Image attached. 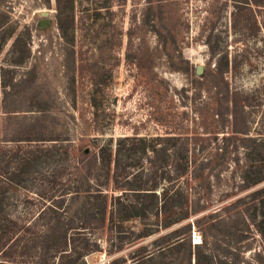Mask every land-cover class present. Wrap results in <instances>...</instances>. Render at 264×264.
<instances>
[{
	"label": "rangeland",
	"instance_id": "rangeland-1",
	"mask_svg": "<svg viewBox=\"0 0 264 264\" xmlns=\"http://www.w3.org/2000/svg\"><path fill=\"white\" fill-rule=\"evenodd\" d=\"M69 1L72 26L68 0H0L6 214L28 219L42 203L21 199L38 195L35 187L52 179L42 191L52 197L64 192L61 207L73 225L64 231L66 247L80 251L73 264H264L260 236L241 212L264 179L244 186L239 172L244 163L257 168L259 145L220 137L230 130L223 106L233 91L247 95L246 135H264V6L253 0ZM39 111L42 138L24 139L27 126L20 123ZM79 144L110 151L109 167L117 171L106 185L100 176L79 179L60 164ZM182 144L193 170L178 176L173 166ZM54 163L56 176L50 177ZM123 170L130 171L131 186L152 188L136 196L130 191L137 190L121 192ZM97 187L112 209L102 223L100 197L92 193ZM8 227L14 233L0 264L67 263L62 230L54 227L61 237L52 236L51 244L49 234L37 260L39 238L31 235L41 225ZM85 246L97 249L81 252Z\"/></svg>",
	"mask_w": 264,
	"mask_h": 264
},
{
	"label": "trees",
	"instance_id": "trees-1",
	"mask_svg": "<svg viewBox=\"0 0 264 264\" xmlns=\"http://www.w3.org/2000/svg\"><path fill=\"white\" fill-rule=\"evenodd\" d=\"M68 3H69V7L67 10V17H68L67 24L69 26H72L73 15L71 11V1L68 0ZM253 3L256 5L264 6V0H253ZM106 5L108 4H103L102 6H106ZM58 26L61 31L65 28V26L61 23H59ZM182 68L184 70L188 69L187 66L182 67ZM221 71L222 69L220 70V72ZM91 72H92L91 74L93 75L94 71H91ZM199 75H202V73ZM227 102H230L229 109H227ZM247 104H249L247 95H241L239 94L238 91H233L229 99H227V96H226V100H224L223 107L225 111L229 110L228 112L231 114V118L229 122L230 130L228 133H222L220 136L222 140H232V141L238 140L239 142H241V144L245 143L244 141L247 139H250L252 141L257 140V144L259 145L258 157L256 158V164H255L257 168L251 169L252 165H248L247 163H244L243 166H241L240 171H239L240 177L243 181L244 186L257 183L258 181H261L264 179V135L260 137H253V138L246 135V133H248L249 126L246 120V115H245L246 110L244 109V107ZM216 113L220 114V110H216ZM41 117H42L41 111L35 112V114L32 116L30 120L22 121L20 123L21 126L23 127L27 126L26 131L23 130L26 132L24 139L38 140L39 138H42V137H38L39 135H37V132H40V131L36 129V125L40 123ZM29 130H33V132L35 133L33 138L29 136L30 135ZM212 135L214 136L215 134H212ZM163 138L164 137L160 139H163ZM170 138L174 139V138H180V137H178V135H176V137L174 136L167 137V139H170ZM184 138L182 137V139ZM224 146H226V143L223 144V147ZM177 152L179 154V158H177V162L173 166L174 174L180 176V175L186 174L188 171L189 172L192 171L193 168L189 166V162L186 157V154H187L186 145L182 144L181 146H179ZM69 154L70 155L67 156V150H66V155L62 156V159L64 161L62 163L60 162V164H62L65 167L71 168V170L73 171L75 170V172L77 171L79 175L78 176L79 179L87 180L90 177L100 176L103 178V183L106 185L108 178H112L116 174V171H117L116 166L114 167L113 170L110 169L109 167V163L111 161L110 151L106 150V148L102 145H99L98 147L96 146V148H93L87 145L79 144L76 146L75 152L69 153ZM33 156L29 157V156L24 155V158L33 160ZM144 156L147 157L148 160L150 159V157L146 153ZM56 165L57 163L53 164L51 174L49 175L50 177L56 176L54 172V167ZM158 166H160V164ZM12 174H13V170L8 169L6 180H8L10 184L12 182ZM129 174H130L129 170H123L120 173V176L123 178V181L120 185H117V187L120 190H122L121 192H127L126 190H137V191H130V192H133L131 194L132 196H136V195H139V192H146V191H138V190H147L149 188H152V187H148L144 185L143 183L131 186L129 183H127L129 180V176H130ZM51 180L52 179H45L43 182L41 181L42 184H39L38 186L35 187L38 192V193L36 192V194L38 195H34V196L27 195L25 198L23 197L21 199V202H25V199L30 200V199L36 198L39 200V202L42 203L40 204L41 207L37 209L34 214H31V216L28 219L18 217V216H8L6 214L7 211L5 209V204H7L6 201H7L9 194L5 193L3 189L0 188V226L1 225L4 226L3 227L4 229L0 232V260L2 258L1 256H7L3 252L4 244L8 240V238H10L11 235L14 233V231L11 230L12 234H9L8 233L9 229H6L7 226H9L8 228L10 229H14V227L15 228L21 227V228L28 229V228L33 227L35 224H40L41 225L40 233L37 235L36 234L31 235V237L39 238L38 242H34L35 248L36 250H38L39 252L38 254H40L39 256L37 255L36 257L37 260L41 259L43 257L41 254H44L46 252L45 245L47 246V244L45 243L47 241V236L51 234L50 241L52 244L53 243L52 236L56 240L57 238L61 237V233H62V246L64 247L63 249L66 248L68 250L67 251L68 259H67L66 264H73L74 262L73 258L75 257H73L72 255L75 253L79 254L80 251H76L73 248V246L66 247L67 241L65 239L64 231L66 228H71L73 225L70 223L71 219L69 218L71 217L67 216L65 213L66 210L63 209L64 207L63 208L61 207L62 206L61 201L63 199L64 192L61 193V195L58 197H52L51 193H48V192L45 193L42 191L46 188L45 186L49 185L48 183H50ZM101 189L102 188H99V187L93 188L92 193H95V196L100 197V203L98 204L96 210L98 214L100 215V220L102 223L104 221V214L107 211V209H108V217L111 216L112 209L111 207H108L107 202H106L107 196L104 191H101ZM164 193H165V188L162 189V195ZM249 195L251 198V203H249L248 205H244L241 209V212H243V215L247 216L251 224L254 225L255 229L257 230V233L260 236L263 246H264V184L253 189L249 193ZM46 199H51V202L48 201L46 204H44ZM164 200L165 199H163L160 204L164 205ZM183 216L184 215H180L178 218H181ZM54 227L58 228V230L60 231L62 230V232L60 234L58 232L54 233ZM173 244L175 243H172V245ZM119 247L120 245L117 246V248ZM91 249H97V247L85 246L83 249H81L82 250L81 252H88ZM138 250H141V249H138ZM141 252L143 251H140L139 254ZM141 255L142 254H140L139 257ZM133 256L134 255H132L131 257ZM139 257H133L132 260H135V262H137L139 260ZM6 260H9V259H6ZM260 260L264 261V257H260ZM1 262L2 261H0V263ZM209 263L211 264V260ZM223 264H229V263L228 261H223Z\"/></svg>",
	"mask_w": 264,
	"mask_h": 264
},
{
	"label": "water",
	"instance_id": "water-1",
	"mask_svg": "<svg viewBox=\"0 0 264 264\" xmlns=\"http://www.w3.org/2000/svg\"><path fill=\"white\" fill-rule=\"evenodd\" d=\"M40 13H41L42 15H46V14H47V10H46V9H41V10H40ZM44 20H45V19H44ZM39 22L42 23V20H40ZM194 71H195L196 73H200V71H201V64H199V63L195 64V65H194Z\"/></svg>",
	"mask_w": 264,
	"mask_h": 264
},
{
	"label": "bare ground",
	"instance_id": "bare-ground-1",
	"mask_svg": "<svg viewBox=\"0 0 264 264\" xmlns=\"http://www.w3.org/2000/svg\"><path fill=\"white\" fill-rule=\"evenodd\" d=\"M194 241L197 243L199 241V238L195 236Z\"/></svg>",
	"mask_w": 264,
	"mask_h": 264
}]
</instances>
